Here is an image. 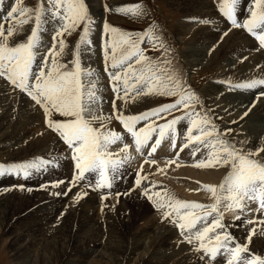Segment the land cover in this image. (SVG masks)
Segmentation results:
<instances>
[{
  "label": "snow or ice",
  "instance_id": "snow-or-ice-1",
  "mask_svg": "<svg viewBox=\"0 0 264 264\" xmlns=\"http://www.w3.org/2000/svg\"><path fill=\"white\" fill-rule=\"evenodd\" d=\"M237 3L238 0H218V11L232 28L246 30L264 48V0H252L250 15L243 21L237 19ZM105 10L109 9L106 7ZM116 11L136 17L143 15L139 4L120 7ZM49 21L58 22V25L54 23L56 31L52 36V47L41 52V33ZM29 24H34L30 33L20 38L24 26ZM93 27L94 20L85 0H47L46 6L38 2L35 7H27L22 0H14L7 10L0 3V77L26 94L34 102V107L42 110L48 129L67 146L75 169L70 185L75 186L86 179L85 174H95L94 185L89 182L87 186L110 189L113 179L123 177L120 168L127 155L118 157L109 150L110 145L124 138L120 132L108 127L113 119L122 126L123 133L131 137L138 153L148 148L149 141L155 137L148 150L149 156L156 152L166 135L176 147L180 126L187 142L181 150L189 144L194 145L193 157L201 148L207 151V158L201 159L195 167L218 166L225 169L226 174L218 186L204 185V190L211 194L214 202L208 205L183 201L167 192L162 195L141 171L135 174L134 187L141 189V195L160 211L162 219L169 220L181 231L195 252L202 253L200 260L203 264H219L217 257L222 253L227 255L226 264H264V257L250 254L247 245L237 242L229 233L221 211L223 206L226 210L238 209L241 213L264 214V139L252 149L245 148L243 141L237 147L227 135L232 129L218 128L211 109L204 108L199 96L188 86L181 68L168 58V45L162 35L153 34L152 29L139 33L121 31L106 20L101 33L104 71L114 95L109 101L113 115L104 116L101 111L104 97L97 94L96 83L88 79L93 73L82 69V51L88 49L82 50L81 45L92 43ZM77 29L82 31L72 53L73 58L63 62L64 37ZM145 42L159 53L156 57L145 54L146 49L141 46ZM221 83L230 90L258 88L259 95L255 99L264 98V78H250L235 84L230 80ZM142 95L171 99L137 114L125 115L124 106ZM118 100L124 104L118 105ZM248 111L250 108L241 119L248 115ZM128 149L129 145L124 144L120 151L127 154ZM45 163L47 161L0 164V175L28 178L30 169L38 171ZM60 183L63 181L53 182V187ZM19 187L23 188V185ZM86 194L78 192L76 198ZM251 203L256 207H249ZM235 219H240V216ZM244 223L264 226V215L258 220L255 217L247 219ZM254 232L255 228L249 230V240ZM261 232L264 233V227Z\"/></svg>",
  "mask_w": 264,
  "mask_h": 264
},
{
  "label": "rangeland",
  "instance_id": "rangeland-1",
  "mask_svg": "<svg viewBox=\"0 0 264 264\" xmlns=\"http://www.w3.org/2000/svg\"><path fill=\"white\" fill-rule=\"evenodd\" d=\"M210 1L214 5V8H217L218 10V0H210ZM10 2H14V0H0V3H2V6L5 8V10H7ZM38 2L44 3L45 6L47 5V0H22V4L27 7H35ZM85 3L87 4L89 8V13L94 20V27L90 35V39L92 43L90 45H84V44L81 45L82 50L88 49L87 51H82V69L85 72L91 70V72L93 73V76L89 77L88 79L96 83L97 94L102 95L104 97V101L102 102V107H101V111L104 116L113 115L109 101L113 98V95H114L111 92V85L109 83L107 73L104 71L105 64H104V59H103V50H102L103 40L101 37V33H102V25L104 21L106 20L111 26H114L120 29L121 31L139 33L142 31H146L148 29H152L153 34L162 35L163 39L166 41L168 45V52L166 53V55L168 56V58L172 61L174 65H177L178 67L181 68V70L183 71L186 77L188 86L199 96L204 108L211 109L212 113L214 114L215 123L217 124L218 128H220L221 130H223L224 128L232 129L230 126L233 124H230V126L228 125L227 113H224V111H220L221 110L220 103H217L214 99L210 97L209 92L211 91H209L208 87L211 83L213 82L216 83L215 81H217L218 79H221V80L223 79L224 81L230 80L234 84L240 83V81H244V79L239 80L236 77V74L231 75L228 72L221 71V69L224 66H227V68H232L231 63L237 60L236 58L234 59L233 55L229 53L223 54L224 51L222 49H219L218 50L219 52L216 51L214 46H210L208 44V41H206L207 39L198 35L201 31L199 28H197L198 30L196 29L193 31H189L186 26L182 27V24L184 23V21H189V18H191L188 16L192 14L191 12L192 0H97V1L96 0H85ZM136 4H139L142 6L143 15L139 17L133 16L131 14L120 13L116 11L117 8L129 6V5H136ZM245 5H248V8L250 9L252 5V0H249V2H244V0H238L237 6H236V16L238 20L239 18L243 20L245 19V16H247L246 13H248L249 9L247 10L246 13H244ZM106 7L109 9L108 11L105 10ZM219 16H221L224 19V21L228 23L226 19L220 13H219ZM17 19H19V17H17ZM8 23H12V21H9ZM54 23L58 25V22L49 21L45 25L46 30L41 33V42L43 44V47L40 49L41 52H46L48 48L52 47V36L56 31V27H54ZM33 26L34 24H29V25L24 26V32L20 33V38H23V36L29 34L31 27ZM186 30H188V32ZM81 31L82 29H77L76 32H73L71 35L66 34V36L64 37L66 47H65L64 54L62 57L63 62H68L73 58L72 53L75 51V45L79 41V35ZM195 32H197L198 34ZM200 38H202V41ZM250 38H251V41L255 40V37L253 36H250ZM59 39L60 38L58 37L57 38V51H59V43H58ZM141 46L146 49V53H145L146 55L156 57L159 54L158 52L153 51L152 48L147 44V42H145ZM215 52L217 53L215 54ZM194 54H197L198 56H195L194 58H192V55ZM199 59L200 61L204 59L202 63H204L205 65L202 64L203 65L202 66ZM194 60H196V63H193ZM237 61H238L237 66L239 70L241 71L242 64L239 60ZM230 71H233V70H230ZM3 80L4 79L0 77V81H1L0 87L5 88L6 86V88L9 90V93H10V94L8 93V95L10 97H18V99H21V101H19L20 104L18 102L16 103L14 107H12V109L9 112V114L10 113L11 114L10 115L8 114V117L6 119V126L8 125L7 127L9 131L5 133L6 135L3 134L2 137L0 138V141L4 140V143H5V144L3 142L0 143V145L2 144V147L0 146V164L12 165V164H20V163H26V162L27 163H40L41 161H47V163L41 164V168L38 171L36 169H30L31 174L28 178H24L23 176L18 177V176L9 175V174L0 175V188L2 187V189H0L2 190L0 191V194L2 193L3 195V198H1L0 200L2 199L4 200L8 197H12L13 195L18 197L19 199H23L27 197L28 194L29 195L32 194L33 196L31 197V202L29 204L15 207L13 211V214H15V216H13L10 222L9 221L8 223L6 222L5 224L6 227L4 225L3 227L2 225H0L1 226L0 227V264H23L22 262L19 263L15 260V255H14L15 251H14L11 231L18 230V229L21 230L22 229L21 226L25 224L30 225L35 220L45 217V215H51L53 219L56 218L55 222H59L60 218L64 220L66 215L72 213L71 211L75 212L78 208L84 209L85 207H86L85 208L86 211L89 212L90 214L91 212H93L92 214L95 216V220H97L95 221V223L93 222V226L88 225L86 227L89 228L88 230L90 233L94 232L98 234L97 236L98 241L100 239H103V242L100 244V247H95L96 251L98 253L99 252L105 253L107 251L106 248L110 246L108 250L109 254L107 253L105 257V261H106L105 264H115V261L116 259H118V256L120 257L121 252L131 250L134 247V242L135 243L139 242L140 239L136 238L137 237L136 235H138L140 231L143 230V227L145 226V224H143V221L152 222L153 219H155V217L157 216H160L158 218L162 219V216L160 215L161 214L160 211L156 210L152 202L148 200H144L146 203H148L147 205L150 211L148 213V216H146L144 220L141 219V221L139 220L136 221L137 222L136 226H138L139 229H133V230L127 231L125 226L123 225V222L121 221V219H123L122 218L123 214L121 216V214L118 213L121 211L120 209H122L124 206L122 202H127L129 200L133 202V204L136 205V201H137L136 197L141 195L140 194L141 189L138 187H134L132 185L135 180V174L138 171H141L142 175H147L148 181L153 182L156 185V188H161L159 191L161 192L162 195L165 192H167L177 199L189 202L186 199V196L181 194V192L177 190L176 185L172 183L171 180H170L171 181L170 183H166V181L164 182L163 181L164 179L161 178V177H164L165 175L162 168H166V167L170 168L171 164L172 166L177 164L180 161L179 155L181 151L185 155H191V152L193 151L194 145H191V144H189L188 147H183V149L181 150L182 148L181 142L182 140H185V139L183 135V129L180 126H178V132H177L176 141H175L176 147H173V149L171 150H165L167 147L168 149H170L169 145L172 144L170 136L166 135L161 140V144L157 147L156 152L152 153V155L149 156L148 150L150 146L154 143L155 137H153V140L149 141L148 148H145L142 152L138 153L135 151V145L132 142L131 137L124 134L122 126L119 124L117 120L113 119L111 123L108 124V127L117 132H120L124 138L122 141H117L116 143H114L115 145L114 144L110 145L111 148L109 147V150L110 151L112 150L111 152H114V154L117 153L115 155L120 157L121 153H123L120 150L123 148L124 144L129 145V149L127 153L128 158L124 160L122 167L120 168V172L123 173V177L120 178L118 176L116 179L112 180L113 189H111L112 187L110 189L109 188L94 189L93 187L87 186L89 182H91L94 185L95 178H96L95 174H85L86 179L81 180V182L79 181L78 183L75 184V186H71L69 182L71 181V178L68 175L71 172L73 174L75 169L74 167L72 168L70 165V163H74V161H72L71 159V156H70L71 153L69 152L67 146L59 138H57V136L50 129H48L47 124L45 122V117L43 116V113H42V110L38 109V107H34V102H32L30 98L27 97L26 94L21 93L18 89H14L10 85V83H8L6 80L4 81ZM221 82L219 85H225L227 92L230 94V96L224 97L227 99L226 103L232 102L236 106H239V107L240 106L253 107V105L259 103L260 100L255 103V100H256L255 96L259 95L258 88L254 90H244V89H231L230 90L226 84L221 83ZM240 94H243V95L245 94L248 96L249 99L246 100L247 102H244L245 97L242 98L240 102L239 100ZM170 99L171 98L160 97V96H155V95H142L136 98L134 101L130 100L128 104L124 106L123 113L125 115L137 114L147 109L156 107L162 102H168ZM261 100H264V98H261ZM117 104L122 105L124 104V102L122 100H118ZM0 105H1L0 106V114H1V109L3 108V103L1 101H0ZM174 115H181V113H174ZM243 117L245 118V116ZM260 117H263V116L260 115L258 118H252V119L245 120L244 121L245 125L244 123H242L240 127L234 128L232 129L230 133H227L228 137L232 141L236 142L237 147H240L241 144L239 142L243 141L245 142L244 147L247 149H251V146L253 145V142H255V140L258 141L260 139H264V122H263V119ZM238 120L239 118L236 121ZM161 122L162 121H157V123H161ZM26 132H28L29 135ZM39 132H42V133H39ZM49 137H51L52 139ZM37 139H43L45 141L44 145L41 144ZM33 140H36V143L41 144V145L40 146L37 145L34 152H32L30 155L26 157L25 153H22V154L14 153L17 150H23V149H25V151L27 152L28 143H30ZM58 142H60V145ZM23 143L25 144L24 146H23ZM54 145L55 146L59 145V146L55 149ZM49 146H51L52 151L54 150L51 153H49ZM59 147H63L64 149L57 152V149ZM14 148H17V149L15 150ZM164 151L169 152V154L166 153L168 156L165 158L166 162H161L162 160L161 157L165 155ZM152 160H155L156 163L149 164V162ZM185 160H186V157H184V161ZM132 161L133 163H131ZM159 161L161 163H159ZM169 161H173V162L169 163ZM157 164L159 165L160 168L158 167ZM187 165H189V163H187ZM217 168L223 169L225 172L224 168L218 167V166ZM157 169H160V171H157ZM146 171H147V174H146ZM160 174H162V176ZM57 180H62L63 183H60L57 186L53 187V182ZM148 181H145V182L143 181L142 183H147ZM20 185H23V188L19 187ZM131 185L135 189L134 191L137 190L136 193L134 192L135 195L133 196L127 195L125 198L122 197V194L124 192L123 190L129 188ZM7 186L8 187L12 186L13 188L9 189ZM214 186H217V185H214ZM69 187H71V190H70L71 193H73V191L74 193L75 191H77L76 194L78 192H85L87 194L83 195L79 199L76 198V194L73 197L70 196V198L67 201L69 202V204L76 203L75 205L77 207L72 206L70 208V211L67 208H65L67 210H65L63 215H61L60 213V217L58 214L56 215L54 211L46 212V214L43 216L42 214L44 213V211L38 208V205L34 206V204L36 203V200L38 199V196H41V193L43 191L45 192L46 195H49L50 193L47 192V190L50 189L49 191H51L53 194L57 193L56 194L57 196L63 197L65 195L63 191L68 193ZM66 188L68 189V191ZM76 188L77 189L79 188V189L77 190ZM14 190H16V193L13 194ZM115 190H119V192ZM204 191L202 190V192H198L200 194L199 197H201L200 201L203 200L202 202L204 203L206 202L208 203V205L212 204L214 201L212 200L211 194L207 193L206 191L204 192ZM203 192L204 194L205 193L206 194L204 195ZM117 193H120L119 197ZM92 194L97 197H100L101 199L102 197H106V198L102 200L101 199L96 200ZM207 196H210V197H207ZM41 197L44 198V195ZM90 197L91 199L93 198V200H90L87 206L86 204L84 205L80 204V201L84 200V198L87 199ZM199 197L197 199H199ZM121 199H124V200H121ZM67 201L66 203L67 205H69ZM105 204L106 206H103ZM32 205L34 208L32 207L30 209H27L28 207H31ZM108 208L110 211L108 210ZM37 209H39L40 211L38 210L39 211L38 212ZM148 209L145 206H143L139 208L138 214L140 215L142 213H146L148 212ZM135 210L134 208L132 209V211L134 212ZM227 211L222 212L223 222L227 225L233 224L236 226V228H238V232L235 231L237 233H232L230 231L229 233L232 234L236 238L237 242L241 240L240 243L246 244L247 247L250 248L249 242L254 237V235L252 234L251 239L249 240L248 239L249 233L244 234V228L248 227L249 229L255 228V230H258L260 229L261 225L256 224L253 226H248V224L244 223V221H246L247 219H252V217L248 216V214L245 215L244 213H239V214L234 215L232 213L228 214L229 210ZM213 215H215V213H213ZM236 216H240V219H235ZM4 223L5 221L3 222V224ZM168 224H171L173 228L176 229V231H174L175 233H177L176 236H178L179 239L183 238L184 240V237L179 236L181 235L179 233L180 230L177 229V227H174L172 223L168 222ZM45 227L46 226L44 225L41 228H45ZM262 227L264 226H261V228ZM35 228L36 227H33L31 229L34 230ZM240 230H243V232H241ZM261 235L264 237V233L261 232ZM111 252H112V255H111ZM76 253L78 252H75V254ZM250 254L255 255V252L251 251ZM221 255H222V262L219 264H222V263L226 264L227 255L223 253ZM256 255L263 257L264 251ZM133 259L137 260L138 258L136 259V257H133ZM133 259L129 261L130 262L129 264H134V262L138 264ZM85 261H90V259L89 260L85 259ZM157 261L158 259H155L150 264H154ZM164 261H167V260H164ZM169 262L172 263L175 261L170 260ZM125 263L126 262H124V264Z\"/></svg>",
  "mask_w": 264,
  "mask_h": 264
},
{
  "label": "bare ground",
  "instance_id": "bare-ground-1",
  "mask_svg": "<svg viewBox=\"0 0 264 264\" xmlns=\"http://www.w3.org/2000/svg\"><path fill=\"white\" fill-rule=\"evenodd\" d=\"M244 2H249V0H244ZM94 6H96V5H94ZM95 8H97V7H95ZM248 9H249L248 5H245V9H244L245 12L244 13H246ZM191 12H192V14L188 16L191 18H189V21H184V23L182 24V27L186 26L189 31H193V30H196L197 28H199L201 30L200 33L199 34L197 32H195V33H197L198 35L207 39L206 41H208V44L210 46H214L216 51H218L219 49H222L224 51L223 54L229 53V54L233 55L234 59L236 58L242 64V70L240 71L238 66H237L238 61L235 60L233 63H231L232 68H227V66H224L221 69L222 72H228L231 75L236 74V77L239 80L244 79V81L247 79H250V78H256V79L264 78V48H261L259 46L258 41H256V39L254 41H251V38H250L251 35L247 31H245L243 29H239V28H232L230 26V24L226 23L224 21V19L221 16H219V12H218L217 8H214V5L211 3L210 0H192ZM183 13H185V12H183ZM246 14H247V16H245V18H247L250 15V12L248 11V13H246ZM239 20L243 21L241 18H239ZM203 21H208V22L205 23ZM188 30H186V31L188 32ZM225 31H227V35H224ZM177 32H178V30H177ZM195 33H194V35H195ZM200 39L202 41V38H200ZM204 46H205V44H204ZM209 49H210V47H209ZM216 53L217 52H215V54ZM195 56H198V55L194 54V55H192V58H194ZM191 61H193V60H191ZM199 61H200V59H199ZM202 61H204V59ZM202 61H200L201 65L202 64L205 65L204 63H202ZM193 63H196V60H194ZM212 63H213V61H212ZM221 63H222V61H221ZM230 70H233V71H230ZM219 81L221 82L224 80L218 79L217 81H215L216 83L213 82L209 85L208 89H209V91H211V92H209L210 97L212 99H214L217 103H220V106H221L220 111H224V113H227L228 125L230 126V124H233L230 126L232 129L240 127V125L242 123H244L245 120L252 119V118H258L260 115L263 116L260 118H262L263 122H264V102H261V100L260 101L255 100V103L257 101H259V103L255 104L253 107H249V106H244V107L240 106L239 107V106H236L232 102L226 103L227 99L224 97L230 96V94L227 92L225 85H219L220 84ZM244 81H240V82H244ZM8 93H9V90L6 88V86H5V88L0 87V101L3 103V108L1 109V114H0V138L2 137L3 134H5L6 132L9 131V129L7 127L8 125L6 126V119L8 117L10 110L12 109V107H14L16 105V103L21 101V99H18V97H10L8 95ZM210 97H208V98H210ZM244 97H245V100L243 99L244 102H247L246 100H248L249 98L245 94L244 95L240 94V96H239L240 102H241V99ZM237 99H235V100H237ZM19 104H20V102H19ZM249 108H250V111H248V115L245 116V118L243 117L244 119H241V116L243 115V113L245 111H247V109H249ZM238 118H239V120L236 121ZM233 121H236V122L233 123ZM252 121H254V120H252ZM244 125H245V123H244ZM31 132H32V130H31ZM26 133H28V132H26ZM39 133H42V132H39ZM28 135H29V133H28ZM36 136H37V134H36ZM49 138H51V137H49ZM28 139H26V140H28ZM236 139H238V138H236ZM37 140L41 144L44 145L45 141L43 139H37ZM55 140H56V138H55ZM261 140L262 139H260L258 141L255 140V142H253V145L251 146V149L254 146H259L261 143ZM2 142L4 143V140L0 141V143H2ZM19 143H21V142H19ZM58 143L60 145V142H58ZM185 143H187V142L185 140H182L181 144L183 145ZM41 144H38V143H36V140H33L30 143H28V151L27 152L25 151V149H23V150H17L14 153L15 154L25 153V155L27 157L32 152H34L37 145L40 146ZM47 144H48V142H47ZM24 145L25 144L23 143V146ZM59 145L55 146V149ZM0 146L2 147V144ZM17 148H14V149L16 150ZM44 148H45V146H44ZM169 148L170 149H168V147H167L165 150L173 149V145L170 144ZM63 149H64L63 147H59L57 149V152L61 151ZM53 151L51 150V146H49V153H51ZM114 151H116V150H114ZM166 153L169 154V152L164 151L165 155H163L161 157V159H162L161 162H166L165 158L168 157ZM115 154H117V153H115ZM125 155H127V157H128V154H125V153H121L120 156H125ZM179 156H180V158H179L180 163L178 162L177 164H175L173 166L171 164L170 168H167V167L162 168L165 175H164V177H161V178L164 179L163 181L164 182L166 181V183H170L172 181V183H174L176 185L177 190H179L181 192V194L185 195L186 199L189 202L208 204L206 202L205 203L202 202L203 200L200 201L201 197H199L200 194L198 192H202V190L204 191V185H217L218 186L221 183L222 178L225 174L224 170L219 169L217 167H214V168H197L194 166L201 159L207 158V151L203 148H201V151L196 152L195 157L192 156V152H191V155H185L184 153H182V151L180 152ZM184 157H186L185 161H184ZM161 162L159 161V163H161ZM131 163H133V161ZM187 163H189V165H187ZM149 164H151V161L149 162ZM70 165L72 168L74 167V163H70ZM147 166H148V164H147ZM158 167H159V165H158ZM146 174H147V171H146ZM72 175L73 174L71 172V173H69L68 176L72 179ZM160 175L162 176V174H160ZM70 178H68V179H70ZM132 185L134 186V183ZM132 185L129 188L123 190L124 192L122 194V197L125 198L127 195H130V196L135 195L137 190L134 191L135 189L133 188ZM8 188L11 189L13 187L10 186ZM0 189H2V187ZM111 189H113V187ZM160 189L161 188H156L157 191H159ZM49 190L50 189L47 190V192L50 193L49 195H46L45 192L43 191L41 193V196L44 195V198H42L41 196H38V199L36 200V203L34 204V206L38 205V208H40L42 211H44V213L42 214L43 216L46 214V212H53L54 211L55 214L56 215L58 214L60 217V213H61V215H63L65 210L68 209L70 211V208L72 206H74V207L76 206L75 205L76 203L69 204V202L67 200L70 198V196H72V197L75 196L77 191H75V193L73 190H72L73 193H71L69 191L63 197H60V196L56 195L57 193L53 194ZM0 191H2V190H0ZM58 191H60V190H58ZM67 191H68V189H67ZM115 191L119 192V190H115ZM204 192H203V194H204ZM10 193H12V192H10ZM14 193H16V190L13 191V194ZM63 193H66V192L63 191ZM0 195H1L0 199L3 198L2 193ZM6 195H8V194H6ZM93 196L96 200L101 199L100 197H97L95 195H93ZM31 197H33L32 194L31 195L28 194L27 197H25L23 199H19L18 197L13 195L12 197H8L4 200L3 199L0 200V225H2V227H3V225L5 226L6 222L7 223H8V221L10 222L12 220L13 216H15V214H13L15 207L16 206H23L25 204H29L31 202ZM198 197H199V199H197ZM207 197H210V196H207ZM14 198H16V199H14ZM136 198H137L136 205L133 204V202H131L129 200L127 202H122L124 204V206L122 209H120L121 211L118 212L119 214H121V216L123 214V217H122L123 219H121V221L123 222V225L125 226L127 231L133 230V229H139V227L136 226V223H137L136 221H138V220L141 221V219L144 220L146 218V216H148V213L150 211L148 209V205H147L148 203H146L144 201V200H147L146 197H144L143 195H139ZM86 200H88V201H86ZM90 200H93V198L92 199H91V197L87 198V199L84 198V200L80 201V204L81 205L86 204V206H87V204L90 202ZM121 200H124V199H121ZM66 201L68 202L69 205H67ZM103 206H106V204ZM143 206H145L148 209V212L142 213L139 215L138 210H139V208H141ZM32 207H33V205L31 207H28L27 209H30ZM249 207L255 208L256 204L251 203V204H249ZM65 208H67V209H65ZM109 208H108V210H109ZM133 208H134V210L136 209L135 212L132 211ZM84 209L78 208L75 212L71 211L72 212L71 214H68V215L65 214L66 216L64 215L65 216L64 220L62 218H60L59 222H55L56 218L53 219L51 215H45V217L35 220L30 225L25 224V225L21 226L22 227L21 230L18 229V230L11 231V236H12L13 246H14V251H15V254H14L15 260L19 263L22 262L23 264L24 263H26V264H105V262H106L105 257H106V254L108 253L110 246L108 248H106L107 251L105 253H100V252L98 253L96 251L95 247H100V244L103 242V239H100L98 241L97 240L98 234L94 233V232L93 233L89 232V230H88L89 228H87L86 226H88V225L93 226V222L95 223V221H97V220H95V216L92 214L93 212H91V214H90L89 212L86 211V209L85 210ZM87 209H89V208H87ZM38 210L39 209H37V211ZM221 211L223 212V211H227V210L225 208H223V206H222ZM106 213H108V212H106ZM230 213L236 215V214H239L241 212L238 209H233V210H229L228 214H230ZM244 214L245 215L248 214V216H250L252 218L255 217L257 220L262 215H264V214H261L258 212L257 213H250L247 211H245ZM158 217H160V216L155 217V219H153L152 222H146V221L144 222L143 221V224H145V226L143 227V230H141L140 233L138 235H136L137 236L136 238L140 239L139 242L138 241H137L138 243L134 242V247L131 250L121 252L120 257L118 256V259H116L115 264H124V262L129 264L130 263L129 261L132 260L133 257H136V259L138 258L137 260L133 259L138 264H150L155 259H158V261L155 262L154 264H203V262L200 260V256L202 255V253L195 252L193 250V246L190 245L189 243H187V241L185 240L184 235H179L180 237L181 236L184 237V240H183V238L179 239L178 236H176L177 233L174 232V231H176V229L173 228V226L171 224H168V222H169L168 220L161 219ZM209 219H211V217ZM4 221H5V223L3 224ZM40 224H41V226H40ZM44 225L46 227L41 228ZM97 226H99V225H97ZM227 226L229 229L228 231H230L232 233L238 232V228H236L235 225H233V224L229 225L228 224ZM248 226H253V225H248ZM33 227H36V228L33 230V229H31ZM231 230H233V231H231ZM249 230L250 229L248 227H245L244 228V234H248ZM235 231H237V232H235ZM240 231L243 232V230H240ZM179 233L181 234L180 231H179ZM253 235H254V237L249 242L250 248H248V249H249L250 253H251V251H253V252H255V255H256V254L262 253L264 251V237L261 235V226H260V229L255 230ZM132 238H133V236H132ZM75 252H78V253L75 254ZM114 254H116V253H114ZM111 255H112V252H111ZM145 256H147V257H145ZM85 259H87V260L90 259V261H85ZM164 260H167V261H164ZM170 260H173L175 262L170 263L169 262ZM217 260L219 263H221L222 262V255H219L217 257ZM113 261H114V259H113ZM50 262H52V263H50ZM134 264H136V263L134 262Z\"/></svg>",
  "mask_w": 264,
  "mask_h": 264
}]
</instances>
